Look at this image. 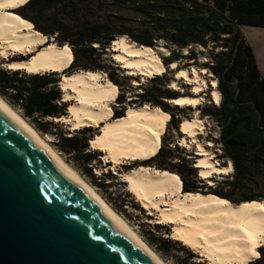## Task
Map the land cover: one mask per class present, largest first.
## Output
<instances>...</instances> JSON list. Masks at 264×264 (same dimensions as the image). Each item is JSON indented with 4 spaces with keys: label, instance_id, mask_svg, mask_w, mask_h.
<instances>
[{
    "label": "trees",
    "instance_id": "obj_1",
    "mask_svg": "<svg viewBox=\"0 0 264 264\" xmlns=\"http://www.w3.org/2000/svg\"><path fill=\"white\" fill-rule=\"evenodd\" d=\"M14 12L35 30L55 37L58 45H70L73 61L64 73L92 70L108 74L119 88L115 100L119 105L114 104L112 119L125 116L128 106L146 103L170 113L158 152L149 159L133 161L127 170L139 166L169 170L180 176L183 192L211 193L234 204L264 199V195L247 191L249 184L264 171V78L253 48L242 31L243 26L264 27V0H27ZM123 35L148 47L163 39L180 48L191 44L206 47L209 42L221 47L212 57L209 68L218 80L223 100L219 107L206 105L201 112L222 125L220 140L224 144L225 157L233 163L232 175H224L222 181L216 180L213 187L198 177V168L191 158L183 156L175 162L170 159L179 156L174 153L180 147L177 144L173 148L166 147V136L172 130L179 131L182 118L177 113L178 107L171 106L169 100L181 95L169 87L171 77L167 71L154 75L146 86L133 87L132 77L123 74L107 56L112 41ZM172 56L163 58L167 67L180 58ZM60 81V72L28 73L24 69L0 66V94L20 108L37 130L57 137L53 142L55 147L68 156L111 206L123 213L129 203L137 209L139 205L134 199H127L132 194L130 191H125L121 201L109 194L111 185L105 179L116 177L111 170L99 176L94 173L93 162L102 155L90 147V141L96 136L95 127L86 126L70 133L64 130V122L55 120L68 115L69 104L62 99ZM141 86L143 92L131 95L133 89ZM242 132L258 139L255 148L250 141L245 146L227 144L228 138ZM182 150H186L185 147ZM156 231L159 232L154 228L142 235L164 258L175 257V264H208L206 260L194 261L195 254L182 241L156 234ZM182 251L185 252L183 256L178 253ZM258 253L259 257L252 264H264V245Z\"/></svg>",
    "mask_w": 264,
    "mask_h": 264
},
{
    "label": "bare ground",
    "instance_id": "obj_2",
    "mask_svg": "<svg viewBox=\"0 0 264 264\" xmlns=\"http://www.w3.org/2000/svg\"><path fill=\"white\" fill-rule=\"evenodd\" d=\"M26 2L27 0H0L1 54L6 57L8 52L33 53L29 60L8 62L7 68L24 69L28 73L56 71L62 74L73 61L71 47L68 44L59 46L53 39L50 42L46 35L32 28L27 20L13 11ZM113 46L117 50L115 59L130 74L140 72L149 77L166 71V66L152 47L136 44L126 36L117 37ZM159 50L168 53L164 47H159ZM170 67L176 68L177 63L174 61ZM201 72L205 73L206 70L193 67L192 76L184 68L179 69L176 76L192 82L193 93L200 95L205 87ZM60 84L66 92V98L72 95L76 98V103L68 107L69 120L74 128L99 127L100 132L90 141V145L103 151L105 159L111 164L116 165L125 159L143 161L158 152L162 135L171 118L161 107L149 104L128 107L125 116L112 119L111 105L115 102L119 89L104 72L79 70L64 74ZM212 85V100L218 104L221 95L217 89V81L212 80ZM69 89L73 93H69ZM194 96L183 95L172 101L177 105L195 106L202 96ZM0 103L23 129L34 135L46 152L74 178L95 204L113 217L160 264H168L1 96ZM55 119L68 118L64 116ZM204 129V120L198 116L182 120L179 130L184 135L180 140L183 146L190 147ZM208 144L212 145V142L209 141ZM196 145L198 154L201 155L196 162L201 178L212 183L210 179L213 174L223 176L233 170L232 164L222 166L213 160V154L203 143L198 142ZM122 175L143 206L149 210L158 209L160 222L173 223L174 236L200 252L209 264H248L259 257L258 248L264 244V201H248L237 205L211 193L183 192L180 176L169 170L136 167ZM161 205L165 207L162 208Z\"/></svg>",
    "mask_w": 264,
    "mask_h": 264
},
{
    "label": "water",
    "instance_id": "obj_3",
    "mask_svg": "<svg viewBox=\"0 0 264 264\" xmlns=\"http://www.w3.org/2000/svg\"><path fill=\"white\" fill-rule=\"evenodd\" d=\"M0 264H160L1 103Z\"/></svg>",
    "mask_w": 264,
    "mask_h": 264
},
{
    "label": "rangeland",
    "instance_id": "obj_4",
    "mask_svg": "<svg viewBox=\"0 0 264 264\" xmlns=\"http://www.w3.org/2000/svg\"><path fill=\"white\" fill-rule=\"evenodd\" d=\"M14 10L15 9H13V11ZM136 17H138V16H136ZM242 31L244 32V34L246 35V37L249 40H252V42L254 44L255 51L257 53L258 62H259V65H260V70H261V73L264 76V44H263L264 43V27L262 28V27L243 26L242 27ZM254 34H255V36H253ZM261 35H263V36H262V38L259 39V36H261ZM123 36H126L129 40L133 41L129 36H127V35H123ZM47 37H48V40L50 42H52L51 39L55 40V37H49V36H47ZM113 41H112V43L110 44V46H109V48L107 50V56L110 57L113 60L115 65H118L120 67V70H121V72H123V74L129 75V76L132 77V85H133L134 88H136L137 85H143V86L148 85V81L150 80V78H152L154 75H158V74H154L152 76L147 77V76H143L140 72H137L135 74L128 73L127 70L124 69V67H122V63L117 62V60L115 59L114 54L117 53V50H115V47L113 46ZM135 43L138 44L137 42H135ZM56 44H58V43L56 42ZM42 46H40L39 48H42ZM150 47H152L154 49V51L156 52V54L159 55V57L161 58L163 63H164V59L163 58L166 57V56L173 55L172 57H180L179 59H177V61H175L177 63V67L176 68H171L170 64L168 65V67L165 64L164 65L166 66L167 74L169 75V77H171L170 80H169V87L177 90L181 96H183V95L184 96L186 95V96H189V97L194 96L195 95L193 93L194 92V85H193L192 82H187L184 79L178 78L176 76L177 71L179 69L187 68L190 71V73L192 74V76H193V73H192V68L193 67H196L198 69H205L206 70L205 73L201 72V76L205 79V87H203V90H202L203 93L201 92L200 95H195L194 96V97H201L202 96L200 98V101H199V103L197 105H195V106H193V105H187V106L183 105L182 106V105L175 104L172 101L173 99L169 100L170 101L169 104L171 106L178 107L177 113L182 118V120L187 119V118L188 119H193L195 116H198V117L202 118L204 120V123H205V129L197 135L196 142H193L190 145V147L183 146L182 141H180L184 137L183 133L180 130L179 131L172 130L171 132H169L167 134L166 141H165L166 147L170 146V147L173 148V147H175L176 144L180 147V149H178L174 153V155L175 154H179V156L170 157V159H172L175 162V161H180L181 157L186 156L187 158H191L194 161V166L197 167L196 166V162L201 158V155L198 154L196 143L201 142V143H203V145L206 146V148L210 149L211 153L213 154V155H211V156H213L212 159L217 161L218 164H220L222 166H228L229 164H232V166H233L232 161L229 158L225 157L224 144L220 140V137H221L220 135H221V131H222V125L217 123V121L214 118H212V117H210L208 115H203L202 112H201L203 107L206 106V105H216L217 107H219L220 104L222 103V100H223L220 91H219L220 95H221L220 102L217 104V103H215L212 100V91L214 89V87L212 85V80H216L217 81V89H218V80H217V78L215 77V75L212 73V71L209 68V66L213 62L212 57L215 56L221 50V47L218 46V45H215L213 42H209L206 47H204L202 45H199V44H191V45H189L187 47L180 48V47L176 46L175 44H172L171 42H169L167 40H164V39L158 41L157 45L150 46ZM159 47H164L165 50L168 51V53L160 51ZM0 50H1L0 51V66H3V67H7L6 64H8V62L29 60L32 57V54H33V53L23 54V53H20V52H14V53L8 52V55L6 57H4V55L1 54V52H2V48L1 47H0ZM191 54H194V55L191 56V57H188ZM194 56H195V58H192ZM21 58H25V59H21ZM102 72H104V71H102ZM104 73H105L106 77L108 78V74L106 72H104ZM64 74H68V73H64L62 71L61 79H62V76ZM60 83H61V81H60ZM60 87H61V84H60ZM61 91L63 92V96H62L63 98L62 99L64 101L68 102V104H69L68 107L71 106L72 104L76 103L75 102L76 98L74 99L73 95L71 97L66 98V96H65L66 92L63 91L62 88H61ZM68 92L70 93L72 91H70V89H69ZM136 92H143L142 86L140 88H138V89H133L131 95H135ZM0 96L6 102H8L1 94H0ZM9 104L24 117V119L30 124V126H32L36 130V132L38 134H40V136H42V138L47 140V143L49 145H51L52 148L55 151L57 150L56 151L57 154L60 155V157L63 159V161L68 166L72 167V169H74L75 172H77L85 181H87L89 183V180L87 179V177L84 176L83 172L80 169H78L76 166H74L68 160L69 159L68 156L65 155L64 153L60 152L57 149V147H55V144L53 143L55 140H57V137L55 135H53V134H44V133L40 132L39 130H37L34 127L31 119L25 117L23 112H22V110L20 108L13 106L11 103H9ZM114 104L115 105H119L118 103L113 102L112 105H111L112 109H114L113 108ZM146 104H149V103H146ZM146 104H144V105H146ZM144 105H142V106H144ZM149 105L153 107V105H151V104H149ZM68 107H67V110H68ZM128 107H132V106H128ZM138 107H141V106H138ZM157 107H159V106H157ZM67 112H68V115H67L68 119L59 120V121L64 122L63 128H65L64 129L65 131H69L70 133H72L75 129L79 130V129H83L84 127H86V126H82V127H79V128H74V126L72 124V121L69 120V118H70L69 110ZM112 115H113V112H112ZM94 129H95L93 131L94 134L98 135V133L100 132V128L99 127H95ZM188 140H190V139H188ZM209 141L212 142V145L208 144ZM161 143H162V141H161ZM160 146H161V144H160ZM90 147H91V149H95V148L92 147V145H90ZM182 147H185L186 150H182ZM96 150L101 152L102 155H100L98 157L99 159H97V160H95L93 162L94 173H96L97 176H99V175H101L103 173H107L109 170H111L112 173L115 174V176H116L115 178H108L107 177L105 179V182L106 183H110V185H111V187L108 188L109 194H111V196L115 200L121 201L122 199H124V197H123L124 195L123 194L125 193V191L128 190V191L131 192V188H129L130 184L126 182V180H125V178L123 177L122 174H124L126 172H129V170L131 171V170L136 168L135 167V168L127 170L129 165L131 163H133L134 160L125 159V160L121 161L120 163H117L116 165L114 163L113 164L110 163L111 165H108V163L110 161L105 159L104 152L99 150V149H96ZM99 160L101 162H99ZM139 167H149V166H139ZM139 167H137V168H139ZM233 172H234V169L228 175H232ZM198 177L201 178L200 175H199V168H198ZM225 177L226 176H224V175L223 176H219V175L213 174V176L211 177L212 179H210V180H212L211 181L212 183H209L208 179H205V178H201V179H203L204 183H206L207 185H213V187H214L216 185V183H217L216 180L222 181L223 179H225ZM124 182H126L127 185H124ZM90 185L103 198L105 203L108 204V206H110L121 218H123V220L131 227V229L135 233H137L149 245V247H151L168 264H175V262H174L175 257L173 259L164 258L159 252H157L154 249V247H152L145 240L144 236L142 235L144 231H148V230H151V229L154 230V228H155V230H159V232L156 231V234L157 233H161L164 236H169L170 238L182 241L181 239H179L176 236H174L175 235L174 234L175 231H174L173 223L165 224V223H161L160 222V219H159V217H160L159 213L160 212H159L158 209H155V210L154 209L153 210L146 209L143 206L142 202L137 198V196L134 195L131 192L132 193V194H130L131 196L129 198H127V199L129 201H131V199H134L133 201H135L139 206L136 209L135 207H133L131 205V203L126 204V206H125L126 207V212H124L125 213L124 214L123 212H119L113 206H111V204L103 197V194L99 191V189L97 187H94L92 184H90ZM207 189L208 188H205V190H207ZM247 191H248V193H251V194L264 195V171L261 174H258L256 176L255 180L249 184V187H248ZM258 201H264V199H261V200H258ZM230 203H232V202H230ZM161 207L164 208L165 206L161 205ZM139 208L142 209V210H140ZM147 215H149V217ZM155 224L163 225V227L156 228ZM167 231H169L170 234H166ZM182 243H183V245H186L185 247L187 249L191 250L195 254V257L193 258L194 261L206 260L205 258H203L201 256L200 252H198L197 250H195L191 246L189 247V245H187L184 241H182ZM261 246L262 245H260V247ZM259 248H258V252H259ZM178 253L181 256L185 255V252H183V251L182 252H178ZM178 253L175 252V255H179ZM252 262L253 261H250L248 264H252ZM207 263H208V261H207Z\"/></svg>",
    "mask_w": 264,
    "mask_h": 264
},
{
    "label": "flooded vegetation",
    "instance_id": "obj_5",
    "mask_svg": "<svg viewBox=\"0 0 264 264\" xmlns=\"http://www.w3.org/2000/svg\"><path fill=\"white\" fill-rule=\"evenodd\" d=\"M242 135V136H241ZM241 136V137H240ZM237 139L239 140H243L247 145H248V142L250 141V144L252 146V148H255L258 144V139L257 138H252L251 135H249L248 133L246 132H242L240 133L239 135H237L236 137Z\"/></svg>",
    "mask_w": 264,
    "mask_h": 264
},
{
    "label": "crops",
    "instance_id": "obj_6",
    "mask_svg": "<svg viewBox=\"0 0 264 264\" xmlns=\"http://www.w3.org/2000/svg\"><path fill=\"white\" fill-rule=\"evenodd\" d=\"M245 36H246V35H245ZM253 36H255V34H254ZM262 36H263V35L259 36V39L262 38ZM246 38H247V37H246ZM247 40L249 41V43L251 44V46H252V48H253L254 55H255V57H256V61H257V64H258V68H259V70H260V65H259V62H258L257 53H256V51H255L254 44H253L252 40H249L248 38H247ZM263 44H264V43H263ZM260 72H261V70H260ZM261 74H262V73H261ZM262 76H263V74H262ZM263 78H264V76H263Z\"/></svg>",
    "mask_w": 264,
    "mask_h": 264
}]
</instances>
